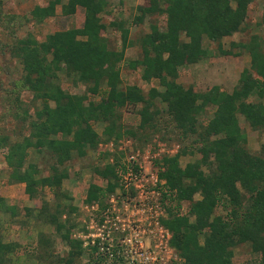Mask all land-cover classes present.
<instances>
[{
	"label": "trees",
	"instance_id": "obj_1",
	"mask_svg": "<svg viewBox=\"0 0 264 264\" xmlns=\"http://www.w3.org/2000/svg\"><path fill=\"white\" fill-rule=\"evenodd\" d=\"M252 1L145 0L137 7L139 14L133 23L141 26L150 19V32L137 43L131 41L126 21L117 19L109 23L116 29L115 34L120 33V49H111L106 35L108 24L103 15L112 16L108 0H48L46 6H35L29 21L37 24L54 19L58 7L66 17L83 8L84 24L50 34L45 41L29 34L6 46L23 68L13 95L20 97V93L28 91L42 103L35 107L33 116H26L30 133L17 141L0 136V147L7 149L10 183L24 184L33 201L48 189L57 205L51 208L43 201L34 209L19 211L0 196V215L9 214L12 219L24 216L53 227L69 247L68 255L58 263L75 264L84 255V242L72 236L76 224L70 219L62 220L65 214L77 211L72 205H64V201L70 200L62 191L64 181L70 178L67 165L75 158H86L103 141L119 142L127 136L147 142L146 132H159L163 127L161 121L167 124L166 118L183 145L176 155H164L156 161L157 165L163 163L158 183L165 182L161 200L169 217L160 222L172 234L169 246L185 264H235L234 249L250 244L264 264V146L257 154L248 148V135L239 120L242 115L253 130H264V40L254 35L249 42L236 45L250 54L251 66L243 70L232 93L219 86L196 91L178 81L182 69L214 55L204 45L205 39L219 45L217 54H234L224 50L221 43L243 30ZM262 4L264 7V0ZM135 46L141 50L140 57L128 66L133 71L140 70L144 82L159 84L147 94L137 85L125 89L121 86L120 66L126 60L127 50ZM61 74L71 79L76 88L87 86V93L65 91ZM103 86L107 90L100 102L89 97L88 94L100 95ZM127 107L137 109V128L127 129L122 123L121 110ZM210 109L214 110L212 118L202 121ZM95 123L103 125L102 135ZM190 139L193 145L184 147ZM31 148L51 161L48 174H42L39 164L28 162ZM196 152L201 158L182 167L180 158ZM101 154L110 156L103 151ZM120 167L118 160H114L95 170L107 183L106 187L91 184L87 204L96 202L106 209V199L120 186ZM185 204L188 211L182 214ZM219 208L225 214H218ZM191 218H195L194 222ZM51 239V235L39 233L41 254L37 247L32 251L24 247L25 251L39 262L54 258ZM20 244L7 243L1 236L0 264H10L9 256L24 250ZM100 256V247L91 246L90 258L101 264Z\"/></svg>",
	"mask_w": 264,
	"mask_h": 264
},
{
	"label": "rangeland",
	"instance_id": "obj_2",
	"mask_svg": "<svg viewBox=\"0 0 264 264\" xmlns=\"http://www.w3.org/2000/svg\"><path fill=\"white\" fill-rule=\"evenodd\" d=\"M108 1L112 16L103 15V17L108 24L106 35L110 39L111 49H120L121 46L120 33L115 34L116 29L109 25L114 20L118 19L128 23V28L131 31L130 38L134 43L150 32V19L141 26H136L133 23L134 18L139 14L137 7L142 5L145 0ZM262 2L263 0H253L243 30L223 39L221 43L223 49L233 51V55L217 54L219 45L205 39L204 45L212 50L214 55L196 65L182 69L178 81L186 87L193 86L196 91L204 92L214 86H219L232 93L238 85L243 70L251 66L250 54L236 45L249 42L254 35H259L264 40ZM47 3L48 0H0V14L2 15V22H0V136L6 135L13 141L30 133L29 120L26 119V116L29 115L28 113L33 116L35 107L41 106L42 101H37L28 91L20 93V97L13 95L14 84L22 77L23 68L20 61L11 56L6 46L13 45L16 39L25 38L29 34H33L40 41H45L50 34L82 27L84 24L85 10L81 7L78 8L74 16H63L61 7H58L57 16L54 19L42 24L29 21L35 6H46ZM162 24L164 25V22ZM237 53L239 56L236 55ZM140 54L141 50L138 46L127 50L126 60L120 66L121 86L125 89L128 86L137 85L147 94L152 87H159L158 82H144L141 78V71H133L128 66L129 62L139 58ZM61 77L62 86L68 93H87V86L76 88L71 79L63 74ZM106 90L107 87L103 86L100 95H88L91 99L100 102ZM18 98L20 101L17 100ZM136 110L131 107L121 110L122 123L127 129L137 128L140 125V117ZM213 113L214 110L210 109L202 116L201 120L208 121L212 118ZM24 119L28 121L26 122ZM164 119L167 124L162 120L161 126L163 127L159 132H146L144 137H148L147 142H140L127 136H124L119 142L106 143L103 141L96 151L90 150L86 158H75L67 165L70 178L64 181L62 191L70 197V200L64 201V205H72L77 208V211L65 214L62 220L67 222L70 219L72 223L76 224L72 236L74 239H81L84 242V255L75 264H100L90 258L92 241L96 239H100L96 245L100 247V257L103 258L100 261L101 264H114L117 260L116 264H140L141 260L145 264H152V260H144L145 255H140L146 252L147 256L159 259L157 264H185L184 259L168 244L172 234L169 232L168 237L165 230H162L163 226H158L152 219L154 211L151 208L154 203L161 205L160 219L169 217L161 200L165 182H160L159 185L156 181L157 177L160 178L158 172L163 163L157 165L156 161H159L164 155L174 156L183 149V145L178 142L177 135L173 133L174 127L168 125L169 120ZM239 120L248 135V148L255 154L259 153L264 146V130H253L242 115H239ZM94 126L102 135L103 125L95 123ZM191 141L192 139L187 140L184 147L193 145ZM102 151L110 156H103ZM6 152L7 149L0 147V196L4 197L8 203L15 204L19 211L24 208L34 209L43 201L48 202L51 208H55L57 204L48 189L40 199L33 201L26 194L24 185L10 183L9 170L5 160ZM134 157L135 159H133ZM200 158L201 155L198 152L186 154L180 158V164L182 167H186L187 164L197 162ZM114 160H118L121 165L120 186L116 189L115 194L106 199V209L103 210L101 204L96 202L93 205L87 204L85 200L91 184L95 183L106 187L107 183L95 174V170L113 163ZM28 162L39 164L43 175L50 171L51 161L34 148L29 150ZM136 167L138 170L135 169ZM203 170L208 172L206 167H203ZM199 198L196 196V199ZM187 211L188 204H185L181 213L186 214ZM217 212L225 214L223 208H219ZM18 219L24 222L20 224ZM194 220L195 218H191V221L194 222ZM42 232L52 237L53 243L50 244V247L54 258L39 262L29 256V251L38 248L39 233ZM108 235L111 236L108 238ZM1 236L7 243L18 241L23 248L29 249V251H25V248L24 250L20 249L17 253L11 254L9 256L10 264H59L58 261L68 255V245L54 232L53 227L43 222L36 223L33 219H27L24 216L12 219L9 214H1ZM110 239H114V242ZM121 239H127L129 246L134 247L130 254L133 256L132 258L126 259L128 255L122 252L119 256ZM104 244L114 247L115 250L111 253L107 248L102 251L101 247ZM136 249L138 253L135 252ZM40 252L41 250L38 248V254ZM234 253L235 264H261V256L254 253L250 244L236 247ZM96 257H98L97 254Z\"/></svg>",
	"mask_w": 264,
	"mask_h": 264
},
{
	"label": "built area",
	"instance_id": "obj_3",
	"mask_svg": "<svg viewBox=\"0 0 264 264\" xmlns=\"http://www.w3.org/2000/svg\"><path fill=\"white\" fill-rule=\"evenodd\" d=\"M133 159H135V157L133 158ZM157 182H158V177H157V180H156ZM160 209H161V205L159 204V203H154V205L152 206V208H151V210L152 211H154V214H153V217H152V219L155 221V223L159 226V225H161L162 226V224H161V222H160V217H161V215L162 214H160ZM162 230H165L164 232H166V234L168 235V237H169V231L167 230V229H165L164 227L162 228ZM111 235H108V238L110 237ZM95 238V237H94ZM97 240L99 241L100 239H96V240H93L92 241V245H95L96 244V242H97ZM112 242H114V239H110ZM119 247H120V249L118 250V253H119V256H121L120 255V252H122V253H124V254H127L128 256L126 257V259L128 258V257H130V258H132L133 256H131L130 254H132V250H133V246L132 245H130L129 246V243L127 242V239H121L120 240V245H119ZM102 248V251L103 250H105L106 248L108 249V252L109 253H111L112 251H114L115 249H113L112 247H110L108 244H104V246H102L101 247ZM112 248V249H111ZM131 249V250H130ZM130 250V251H129ZM135 252L136 253H138V250L136 249L135 250ZM147 254V252L146 253H143V254H140V255H145L144 256V260H149V261H151L152 260V264H157V261H159V259L157 258V257H153V256H147L146 255ZM137 255V254H136ZM123 257V256H122ZM143 262V260H141V262H140V264H145L144 262ZM139 264V263H138Z\"/></svg>",
	"mask_w": 264,
	"mask_h": 264
},
{
	"label": "crops",
	"instance_id": "obj_4",
	"mask_svg": "<svg viewBox=\"0 0 264 264\" xmlns=\"http://www.w3.org/2000/svg\"><path fill=\"white\" fill-rule=\"evenodd\" d=\"M21 185H24V184H21ZM25 186V185H24ZM10 203V202H9ZM14 203V202H13ZM11 204H12V202H11ZM18 220H20V219H18Z\"/></svg>",
	"mask_w": 264,
	"mask_h": 264
}]
</instances>
